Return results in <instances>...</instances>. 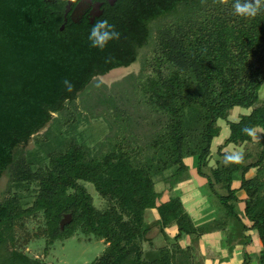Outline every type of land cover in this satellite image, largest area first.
I'll use <instances>...</instances> for the list:
<instances>
[{
  "label": "trees",
  "instance_id": "1",
  "mask_svg": "<svg viewBox=\"0 0 264 264\" xmlns=\"http://www.w3.org/2000/svg\"><path fill=\"white\" fill-rule=\"evenodd\" d=\"M231 4L116 0L97 19H108L120 37L98 51L87 41L97 19L69 21L61 28L62 0H0V177L10 179L8 194L0 200V264H49L16 241L17 223L25 226L33 219H41L36 235L44 237L45 252L56 240L78 232L102 239L105 249L87 264H193L192 246L180 240L196 233V227L178 194L159 202L155 187L156 175L167 169L174 171L165 178L179 179L188 170L187 157H193L225 218L237 216L235 204L242 203L243 228L257 232V261L264 264V102L259 94L264 83V12L238 18ZM148 46H153V55L140 74L131 75L134 105L140 118L158 126L144 141L139 133L128 137L133 113L114 102L111 108L121 113L112 124L126 131L106 150L93 153L78 131L92 114L82 107L87 92L93 85L104 89L107 85L97 76L130 66ZM65 79L73 86L71 92L65 90ZM236 106L250 110L231 120ZM223 124L229 133L209 166L212 142ZM245 126L263 131L254 139L241 132ZM34 134L37 147L28 150ZM229 143L243 149L234 153L237 161L226 163L230 153L222 149ZM236 177L246 194L243 199L232 187ZM87 183L94 185L103 207L95 204ZM216 184L227 194L217 192ZM152 208L159 216L154 223L160 224L168 243L158 251L145 249L152 240L146 218ZM171 223L178 229L173 237L165 231ZM247 261L245 256L242 264Z\"/></svg>",
  "mask_w": 264,
  "mask_h": 264
},
{
  "label": "rangeland",
  "instance_id": "2",
  "mask_svg": "<svg viewBox=\"0 0 264 264\" xmlns=\"http://www.w3.org/2000/svg\"><path fill=\"white\" fill-rule=\"evenodd\" d=\"M151 55H153V46L141 49L137 60L130 66L114 69L106 75H99L96 77V80L107 85L104 89H101L98 85H93L90 93L87 92V99L83 101L82 107L86 109L88 108L92 114L87 116L89 118L88 120H84L78 125V131L82 132L81 137L84 138L93 153L106 150L109 147L107 144L111 140L113 141L115 136L121 135V133L126 130L125 134L127 136L131 133H139L142 136L141 139L144 141L145 136L150 133L151 129L158 126L156 123L157 121L155 122V120H153L154 122H152L150 126L148 122H145L143 118L139 117L140 114H137L139 107L134 105L137 97L133 85L134 79L131 77V75L136 76L143 71V63L146 61L147 57ZM101 90L105 93L102 94L103 96L99 95V91L102 92ZM259 94L260 99L264 102V83L261 86ZM114 102L117 103L116 105L119 106L120 109L127 107V109L130 108L133 113L126 130L123 129L122 131L120 125L116 126L112 124L111 119H114L113 116H120L119 113H121L120 109L117 108L116 110V108H111L114 105ZM245 109L246 108L236 106L231 109L229 118H236L238 115L237 113ZM54 115L57 114L54 113ZM94 115H96V117ZM108 119H110L111 122H108ZM50 124L51 123H48L47 126L42 128L37 134L44 132ZM225 128L226 127L223 129ZM37 134L32 135L28 140L26 149L31 150L37 147V142L35 140ZM213 142L215 143V140H213ZM173 171L174 169L170 168L163 173L164 175H170ZM185 173H188L187 170L181 175H185ZM164 175H156L155 181L163 178ZM87 186L88 190L92 193L95 204L100 208L103 207L105 202L98 195L94 185L92 183H87ZM9 188L10 179L7 174H4L0 177V200L8 194ZM11 191L14 192L15 188L12 187ZM22 193L24 194V192ZM146 218L149 219V221H152L150 219L153 217L150 218L149 213H147ZM41 224V219L29 220L25 226L21 225L20 222L17 223L15 230L16 241H18L21 248L31 256L43 258L49 264H87L99 256L105 249L106 245L102 239H98L92 235L87 236L82 232H78L64 240H56L45 252L46 242L44 237H40V234L38 239V236L36 235L37 232L39 233L38 229ZM145 249L146 251H153L152 244L149 249L146 242Z\"/></svg>",
  "mask_w": 264,
  "mask_h": 264
},
{
  "label": "crops",
  "instance_id": "3",
  "mask_svg": "<svg viewBox=\"0 0 264 264\" xmlns=\"http://www.w3.org/2000/svg\"><path fill=\"white\" fill-rule=\"evenodd\" d=\"M250 109L238 112L237 117L231 120H238L241 113H247ZM226 127L225 129H223ZM221 133L214 137L215 143L212 142L213 158L209 162V166L215 164L217 159L216 148L223 143L228 136L229 128L225 125ZM257 139L260 137L263 129L259 126L255 127ZM225 130V131H224ZM220 136V137H219ZM243 146L240 144L229 143L222 150L230 154L241 151ZM188 166V173L182 175L177 180L163 178L155 181L156 190L161 193L159 202L167 201L171 195L178 194L182 200L184 208L191 217L196 233L191 236H185L180 240L181 245L190 244L193 248V264H242L245 256H248L246 264H258L257 256L261 248L257 232L254 230L245 231L243 222L245 220L243 206L241 202L235 204L238 215L224 217L219 202L215 198L211 189L207 185V180L201 177L194 167L193 157L185 158ZM210 172L209 168L206 169ZM167 175V174H165ZM254 175V171L249 172L247 176ZM239 176V175H237ZM240 178L233 180L232 187L237 189V196L243 199L246 194L243 190H239ZM214 188L220 194H227V190L221 185H215ZM155 208L147 210L150 218L153 217L149 236L151 243L147 244L150 249L152 244L153 251L168 246L165 235L161 232L160 224L157 222L159 216ZM154 223V224H153ZM166 234L170 237L178 233L175 223L165 227Z\"/></svg>",
  "mask_w": 264,
  "mask_h": 264
},
{
  "label": "clouds",
  "instance_id": "4",
  "mask_svg": "<svg viewBox=\"0 0 264 264\" xmlns=\"http://www.w3.org/2000/svg\"><path fill=\"white\" fill-rule=\"evenodd\" d=\"M77 0H62V3L66 7L69 4H75ZM94 3L99 0H93ZM223 3V0H221ZM232 13L243 19H249L256 17L258 13L264 12V0H232L231 4ZM120 33L115 27L109 23L108 19H97L91 24L88 33L87 41L90 48L98 51H103L108 46L109 42L119 39ZM65 90L68 92L72 91V84L69 80L65 79L62 81ZM241 132L246 134L248 137H256V129L252 127H243ZM239 159V156L234 154H227L224 157V161L234 162Z\"/></svg>",
  "mask_w": 264,
  "mask_h": 264
},
{
  "label": "flooded vegetation",
  "instance_id": "5",
  "mask_svg": "<svg viewBox=\"0 0 264 264\" xmlns=\"http://www.w3.org/2000/svg\"><path fill=\"white\" fill-rule=\"evenodd\" d=\"M48 1L51 3H59L61 0ZM115 2L116 0H99L97 3H94L93 0H77L75 4L64 6L63 10L60 11L64 19L62 26L64 28L65 24L69 21L75 23H82L85 20L94 22L104 14L108 5H114Z\"/></svg>",
  "mask_w": 264,
  "mask_h": 264
},
{
  "label": "water",
  "instance_id": "6",
  "mask_svg": "<svg viewBox=\"0 0 264 264\" xmlns=\"http://www.w3.org/2000/svg\"><path fill=\"white\" fill-rule=\"evenodd\" d=\"M62 28H63V26H62Z\"/></svg>",
  "mask_w": 264,
  "mask_h": 264
}]
</instances>
